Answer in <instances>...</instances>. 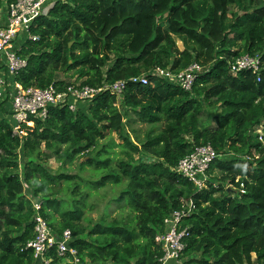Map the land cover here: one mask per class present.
<instances>
[{
    "label": "trees",
    "instance_id": "obj_1",
    "mask_svg": "<svg viewBox=\"0 0 264 264\" xmlns=\"http://www.w3.org/2000/svg\"><path fill=\"white\" fill-rule=\"evenodd\" d=\"M30 34L39 40L21 45L17 54L27 67L6 76L9 84L39 89L72 84L58 81L60 73L93 88L128 84L121 110L117 96L105 92L76 112L52 108L47 120L30 119L18 135L7 100L0 102V264H35L27 245L34 239L36 214L55 237L70 231L81 264H159L162 251L155 239L171 213L182 209L181 201L194 206L182 224L189 227L186 264H264V0L57 1ZM243 56L259 58L261 73L233 75L232 62ZM194 63L205 72L190 92L152 76L149 86L129 82L157 67L178 74ZM132 117L150 127L145 139L133 142L127 136L124 120ZM112 133L132 156L153 161L130 157L120 164L109 178L124 187L114 200L120 217L105 214L83 226L79 200H72L71 210L68 201L48 193L60 177L76 176L51 175L44 162L54 158L66 166L87 152L89 159L79 168L100 172L109 165L102 155L116 146L101 142ZM208 145L220 158L198 192L176 168ZM25 184L40 203L38 211ZM51 258V264L67 261L55 252Z\"/></svg>",
    "mask_w": 264,
    "mask_h": 264
},
{
    "label": "built area",
    "instance_id": "obj_2",
    "mask_svg": "<svg viewBox=\"0 0 264 264\" xmlns=\"http://www.w3.org/2000/svg\"><path fill=\"white\" fill-rule=\"evenodd\" d=\"M55 2L56 0H14L12 3H6L3 0L6 12L0 21V65L5 66L6 71L4 73L0 71V102L7 100L14 135H18L22 126L30 119L41 122L47 120L52 108L66 107L76 112L80 106L89 105L95 96L105 92L116 95L120 105L124 100L123 96L128 84V81L124 80L101 88L82 86L74 82L64 88L52 85L47 89L23 88L20 84L11 85L7 82L6 76L14 77L27 67V59L20 57L17 52L25 40H39L37 36L30 34L31 28L38 18L47 14ZM230 69L233 75L243 71L260 74L262 65L257 57L243 56L232 62ZM204 72L205 70L196 63L178 74L157 67L143 76L130 79L129 82L149 86L148 76H152L176 84L184 91L190 92L197 77ZM261 138L262 136L260 140ZM217 159L219 156L210 145L199 147L179 162L176 171L183 179L193 183L198 191H202L209 182L210 166ZM185 203L181 210L173 211L165 220V232L155 239L162 251L159 264H186L183 261L184 240L189 236V227H184L182 224L191 215L194 206L191 201ZM39 209L38 205L36 210ZM33 225L34 239L27 245V249L33 251L35 264H51L53 252L67 260L69 264H81L76 249L70 245L73 237L69 230L64 231L59 238L56 236L57 239L47 221L38 214L33 219Z\"/></svg>",
    "mask_w": 264,
    "mask_h": 264
},
{
    "label": "rangeland",
    "instance_id": "obj_3",
    "mask_svg": "<svg viewBox=\"0 0 264 264\" xmlns=\"http://www.w3.org/2000/svg\"><path fill=\"white\" fill-rule=\"evenodd\" d=\"M57 1L64 0H56V2ZM0 7L4 8L3 0L0 1ZM237 9L238 7H235L233 9V12L236 13ZM175 43L177 50L183 51L182 42L178 39H175ZM68 80H71L72 83H77L76 77L72 78L71 73H60L58 75V81L65 82ZM117 107L121 110L120 103L117 105ZM123 111L127 112L128 110L125 108ZM135 121V117H132L131 121H127V119L124 120V123H126L125 131L127 133V136H129L133 142L136 137H139L141 140L145 139L144 137L150 129V127L146 124H137L135 123ZM162 127V124L157 126L159 131L162 129ZM108 141L115 142L116 146L111 149L109 156L102 155L101 161L103 163H109V165L100 167V172H97L96 168L93 166H85L82 169L79 168L81 163H86L88 161L89 158H87V152L75 156L74 160L66 166L58 163L54 158L44 162L45 169L48 168L49 170H46L51 175L53 174L56 176L60 174L61 176L62 174H64L67 176H76V178L73 180H67L66 176L60 177L56 185L49 186L48 193H53L57 198L68 201V203H70V206H68V208H70L71 210L75 208V203H73L75 201L74 199L79 200L80 208L82 209L84 218L86 219V222L83 221L82 223L83 226H86L89 220H92L94 222L99 221L105 214L110 215L111 218L120 217L122 209H120L119 205H117L114 200H117L119 198V195L123 191L124 187L121 184H113L109 179L111 173L117 172L120 164L127 162L130 157L142 162L153 161L149 156H146L144 158L139 156H132L130 153H128V151H126L122 147L123 141L122 139H120L119 134L112 133L109 137H107L105 141L101 142V145L107 143ZM92 156H94V153H92ZM43 174L44 176L39 177L46 176V173ZM99 183H104V185L101 186L99 185ZM37 185H40V183L38 182ZM74 186H76L77 188ZM228 188L231 189V187L229 186ZM25 195L30 200H33V207L36 210L38 205L40 206V203L34 200L33 190L26 184ZM181 202L183 204H186L183 201ZM127 214L128 208L125 207V215ZM253 259H255V256L253 257ZM62 264H68V262L64 261Z\"/></svg>",
    "mask_w": 264,
    "mask_h": 264
},
{
    "label": "crops",
    "instance_id": "obj_4",
    "mask_svg": "<svg viewBox=\"0 0 264 264\" xmlns=\"http://www.w3.org/2000/svg\"><path fill=\"white\" fill-rule=\"evenodd\" d=\"M5 12H6V7L5 8L0 7V21L3 19ZM3 71L5 72V70H3Z\"/></svg>",
    "mask_w": 264,
    "mask_h": 264
},
{
    "label": "clouds",
    "instance_id": "obj_5",
    "mask_svg": "<svg viewBox=\"0 0 264 264\" xmlns=\"http://www.w3.org/2000/svg\"><path fill=\"white\" fill-rule=\"evenodd\" d=\"M259 133V138H260V136H262V133H261V131H259L258 132ZM219 158H220V156H219ZM218 160V159H217ZM211 167V166H210ZM210 170V169H209ZM209 172V171H208ZM208 176H209V174H208ZM209 180H210V177H209ZM193 184V183H192ZM196 189H197V187H196ZM197 191H198V189H197ZM203 191V190H202ZM199 192V191H198ZM68 262V261H67ZM68 264H69V262H68Z\"/></svg>",
    "mask_w": 264,
    "mask_h": 264
}]
</instances>
